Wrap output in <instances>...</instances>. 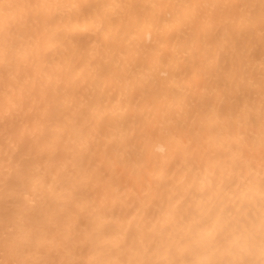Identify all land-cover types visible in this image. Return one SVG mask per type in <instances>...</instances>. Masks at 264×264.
<instances>
[{
  "label": "bare ground",
  "instance_id": "obj_1",
  "mask_svg": "<svg viewBox=\"0 0 264 264\" xmlns=\"http://www.w3.org/2000/svg\"><path fill=\"white\" fill-rule=\"evenodd\" d=\"M0 264H264V0H0Z\"/></svg>",
  "mask_w": 264,
  "mask_h": 264
}]
</instances>
